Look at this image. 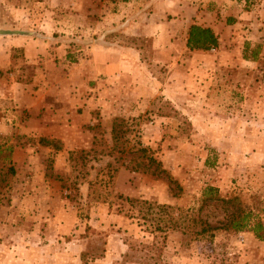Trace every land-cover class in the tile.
<instances>
[{"label":"rangeland","instance_id":"1","mask_svg":"<svg viewBox=\"0 0 264 264\" xmlns=\"http://www.w3.org/2000/svg\"><path fill=\"white\" fill-rule=\"evenodd\" d=\"M172 1L0 0V264H41L56 241L81 264H264V0L213 8L209 50L124 26L171 24ZM128 199L214 226L246 213L261 236L174 229L152 254L162 232Z\"/></svg>","mask_w":264,"mask_h":264},{"label":"trees","instance_id":"2","mask_svg":"<svg viewBox=\"0 0 264 264\" xmlns=\"http://www.w3.org/2000/svg\"><path fill=\"white\" fill-rule=\"evenodd\" d=\"M218 43L217 36L213 33L210 28L201 27L199 25H191L188 31L187 46L193 49H202L209 50L212 47H216ZM113 138L117 139V130L115 127L112 128ZM145 150V149H143ZM149 163H145L148 170L152 174L162 175L166 173V170L162 168L160 161L154 159V157L147 156ZM171 182H174L173 179H169ZM175 183V182H174ZM178 186V185H176ZM180 189V188H179ZM216 188L208 186L204 189V194L215 191ZM209 197H204V201H207ZM214 203H221L222 205L230 202V199H222L218 197H211ZM131 203V206L140 207L141 218L144 219V223H147V228L150 229V233L162 232L161 235L155 234L152 235V240L141 242L142 247L148 252L159 251L164 246L165 239L167 237V232L174 229L181 231L183 235H190L191 239H209L213 237L214 230L216 229H227L228 227L233 228L234 230H252L257 236L258 228H260V222H255L253 226L248 223L247 214H243L239 219H235V214H227V219L224 221H218L217 225H212L207 219L202 218L200 215L201 208L199 207L196 210L187 209L186 213L182 215V212H177L179 208L172 207L169 204L157 203V202H147L146 200L138 199H128ZM238 215V214H237ZM131 218L135 217L130 215ZM161 238V239H160ZM159 256V255H158ZM151 259V260H150ZM150 260V261H149ZM138 262V261H137ZM141 263V262H140ZM142 264H163L160 262L159 257L151 258L146 257L142 260Z\"/></svg>","mask_w":264,"mask_h":264},{"label":"crops","instance_id":"3","mask_svg":"<svg viewBox=\"0 0 264 264\" xmlns=\"http://www.w3.org/2000/svg\"><path fill=\"white\" fill-rule=\"evenodd\" d=\"M168 1V0H166ZM208 4L203 5L204 9L203 14L204 20H197L198 18V4L195 2L192 3L190 0H173L172 7L166 8L167 14H172L174 17L171 20V24L168 23L167 20L161 22L160 24L151 23L147 25L146 23L142 24L140 20H136L135 22H131V18L133 16L126 18L123 23L124 26L132 25L134 29L138 30H150L151 32L155 33L156 36L159 38L162 37L163 39H173L174 41L182 42L186 45L188 31L191 25H199L201 27L210 28L213 33L217 36V46L219 47V21L216 19H212V12L211 10L215 8L216 10H220L219 12L224 9V4H222V0H216V3H209L210 0H207ZM243 59V58H242ZM53 243V242H52ZM45 255L44 260L41 264H81V261L76 257V244H74V249L69 250V253L61 247V245H57L53 243L44 247Z\"/></svg>","mask_w":264,"mask_h":264}]
</instances>
